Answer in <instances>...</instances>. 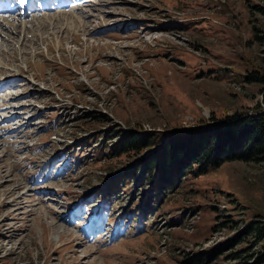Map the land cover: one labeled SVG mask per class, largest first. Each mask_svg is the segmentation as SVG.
<instances>
[{"label": "rangeland", "instance_id": "1", "mask_svg": "<svg viewBox=\"0 0 264 264\" xmlns=\"http://www.w3.org/2000/svg\"><path fill=\"white\" fill-rule=\"evenodd\" d=\"M72 1L0 30V264H235L243 249L252 264L264 240L241 233L264 223V163L148 184L144 203L143 174L108 152L119 129L264 112V0ZM59 13L74 25L45 20Z\"/></svg>", "mask_w": 264, "mask_h": 264}, {"label": "trees", "instance_id": "2", "mask_svg": "<svg viewBox=\"0 0 264 264\" xmlns=\"http://www.w3.org/2000/svg\"><path fill=\"white\" fill-rule=\"evenodd\" d=\"M261 10L264 12V9ZM257 78L255 74L250 76L253 80ZM100 117L90 114L79 118L84 119V123L107 122L104 115L101 114ZM115 133L120 137L112 142L108 158L128 157L132 159L131 162L135 161L128 173L132 174L138 170L142 172L139 191L143 192L151 183L160 190L169 184L175 188L186 175H197L230 160L264 163V112L258 104L252 108L251 113L233 112L221 119L186 129L151 130L141 135L137 130L125 133L119 129ZM144 151L147 153L140 157ZM146 198L148 199V196ZM241 236L244 237L242 240L252 236L253 243L263 241L264 223L260 220H250L243 226ZM234 241L228 243L232 245ZM262 247L263 252L254 257L252 264L264 262V245ZM242 251L244 249L229 253V258H239L240 261L235 264H247L246 258L251 255L242 256ZM217 252L218 249L211 251L207 259L213 258ZM196 256L194 264L205 263L200 257L201 253Z\"/></svg>", "mask_w": 264, "mask_h": 264}, {"label": "bare ground", "instance_id": "3", "mask_svg": "<svg viewBox=\"0 0 264 264\" xmlns=\"http://www.w3.org/2000/svg\"><path fill=\"white\" fill-rule=\"evenodd\" d=\"M3 1H5V0H0V5L2 4ZM61 1H63V2H60L59 5H60L61 7H63V8H65V7L68 8V7H69V9H70V7H72V6L74 5V4H72V3L67 4V3H66L67 0H61ZM31 4H32V3H28V4H27V8H31ZM51 7H52V4H49V6L46 5V6H43L42 8H49V9H50ZM66 8H65V9H66ZM72 10H73V9H72ZM62 15H63L62 13H59V14H56V15L53 14V16H50V17H49V15L47 16V15L45 14L44 17H45V20L48 19V20H50V21H51L53 18H54L55 21L61 20L60 18H63L64 22L68 23L69 25H74V22H73V21L69 20V22H68V21L66 20L67 18L63 17ZM70 19H71V18H70ZM72 19H73V18H72ZM73 20H74V19H73ZM78 21H79V20H78ZM42 22H43V23H42ZM42 22H41V23L44 24V20H43ZM7 23H8L7 21H2V22H0V27L4 29L5 26H7ZM22 24H23V23H22ZM23 25H24V24H23ZM8 26H9V25H8ZM12 26H13V25H12ZM21 26H22V25H21ZM76 26H77V25H76ZM25 30H26V29H25V27H24V28H23V31L20 33L24 38L26 37ZM18 31H19V30H18ZM16 34H17V33H16ZM18 35H19V34H18ZM0 38L5 39L2 35H0ZM7 40H8V38H7ZM5 42H6V40H5ZM6 83H7V82H6ZM3 86H4V85L1 84V85H0V89H2ZM4 89H5V88H4ZM4 89H2V90H4ZM2 90H1V91H2ZM10 99H11V98H10ZM8 100H9V99H8ZM8 100L6 101L7 104H8ZM7 108H8V107L5 106V108H1L0 110L5 111V110H7ZM101 225H102V224H99V226H98L97 228H95V229L100 228Z\"/></svg>", "mask_w": 264, "mask_h": 264}]
</instances>
